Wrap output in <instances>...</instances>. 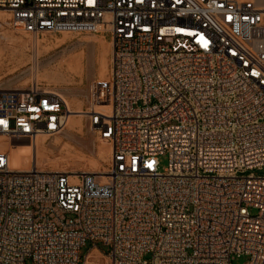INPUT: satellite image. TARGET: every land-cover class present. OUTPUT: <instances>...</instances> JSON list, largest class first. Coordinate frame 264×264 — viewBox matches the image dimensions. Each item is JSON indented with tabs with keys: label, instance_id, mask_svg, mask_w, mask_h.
<instances>
[{
	"label": "built area",
	"instance_id": "2783aa9c",
	"mask_svg": "<svg viewBox=\"0 0 264 264\" xmlns=\"http://www.w3.org/2000/svg\"><path fill=\"white\" fill-rule=\"evenodd\" d=\"M15 31L107 33V78L84 115L106 170L9 166L0 150V264H264V0H0ZM40 80L0 87L9 143L60 132ZM14 142V141H13ZM167 156L160 168V155ZM91 245L80 262V247ZM104 243L106 251L97 246Z\"/></svg>",
	"mask_w": 264,
	"mask_h": 264
},
{
	"label": "rangeland",
	"instance_id": "374dc122",
	"mask_svg": "<svg viewBox=\"0 0 264 264\" xmlns=\"http://www.w3.org/2000/svg\"><path fill=\"white\" fill-rule=\"evenodd\" d=\"M9 16L7 10L0 8V87H26L37 79L58 92L67 101L69 111H84L91 83L103 81L108 75L111 54L109 35L101 32L61 31L35 36L13 30ZM74 119H80L79 126L73 125L70 130L65 126L58 133L38 135L41 143L36 165L69 172L104 171L110 157L109 143L89 127L84 114ZM13 141L9 143L4 135H0V150L7 149L13 161L12 166L29 168L33 163L29 155L33 140L18 138ZM159 161L160 168H163L167 156L160 155ZM246 171L264 174V166ZM96 244L104 251L108 248L100 241ZM90 245L89 240L81 245L80 262ZM89 257L88 264L107 262V258L96 250ZM246 258L245 254L235 256L232 264H242Z\"/></svg>",
	"mask_w": 264,
	"mask_h": 264
},
{
	"label": "bare ground",
	"instance_id": "6f19581e",
	"mask_svg": "<svg viewBox=\"0 0 264 264\" xmlns=\"http://www.w3.org/2000/svg\"><path fill=\"white\" fill-rule=\"evenodd\" d=\"M1 9H3V8H1ZM4 11H5V9H3ZM62 32H69V31H62ZM61 32V33H62ZM36 64V63H35ZM65 100V99H64ZM65 102H67V101H65ZM66 105H67V103H66ZM67 109H68V105H67ZM84 114V112L83 111H80V110H68V115H67V119H66V123H65V126L67 127V130L69 129H71L72 127H73V125L74 126H76V125H78L79 126V120L80 119H74V117H76V116H78V117H81L82 115ZM80 124H81V122H80ZM0 135H3V134H0ZM38 135H45V134H38ZM38 135L34 138V139H32L33 140V142H32V145H33V149H30L29 150V155L31 156V158H32V160H31V163L33 162V163H37L38 162V153H40V152H38V146H39V144L41 143V142H39L38 141ZM43 139V138H42ZM44 140V139H43ZM55 142V141H54ZM8 154H9V152H8ZM40 155V154H39ZM41 156V155H40ZM13 161H12V158H11V156H10V154H9V166L11 167V168H14V169H24V168H21V167H17V166H12L11 165V163H12ZM28 169V168H27ZM106 170V169H105ZM72 172H75V171H72ZM94 172H102V171H100V170H94ZM94 250H96L98 253H100L97 249H92L89 253H88V255H87V261H89L90 262V258L91 257H89L90 256V253L92 252V251H94Z\"/></svg>",
	"mask_w": 264,
	"mask_h": 264
}]
</instances>
